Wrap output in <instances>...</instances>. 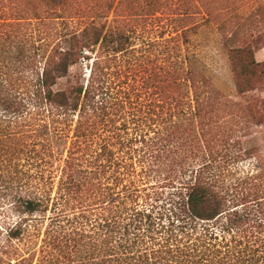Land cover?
I'll return each instance as SVG.
<instances>
[{"label":"trees","instance_id":"16d2710c","mask_svg":"<svg viewBox=\"0 0 264 264\" xmlns=\"http://www.w3.org/2000/svg\"><path fill=\"white\" fill-rule=\"evenodd\" d=\"M16 1L0 0V196L15 216L0 257L264 264V154L245 134L264 124V63L246 41L224 47L227 97L186 32L128 14L145 0ZM50 19L46 45L22 29ZM237 111L244 127L220 123Z\"/></svg>","mask_w":264,"mask_h":264},{"label":"rangeland","instance_id":"374dc122","mask_svg":"<svg viewBox=\"0 0 264 264\" xmlns=\"http://www.w3.org/2000/svg\"><path fill=\"white\" fill-rule=\"evenodd\" d=\"M16 2L22 6L20 10H24L25 0ZM15 7L13 12H16ZM127 11L136 19L135 21L145 24L151 33L155 32V29L160 33L172 35H182L186 32L188 36L186 46L201 63L212 71L223 87H228L223 91L227 97L231 95L233 86L223 53L225 46L236 47L245 40L253 51L255 61L264 63V0H145L141 9ZM13 12L7 11L5 19L13 18L11 16ZM56 21L51 19L41 22L33 20L31 23L28 21L23 23L22 29L24 28L23 31L28 35L33 32L32 39L46 45L48 40L41 38L49 35L54 37L53 31L59 26ZM1 22L3 21L0 19ZM5 29L9 30V27ZM17 29L18 27H15V31ZM41 33L44 35L40 38ZM52 40H49V44ZM253 95L262 98L264 90ZM234 116L235 119L226 117L220 120V123H227V129L231 127V124L233 128L239 129V126H236L238 122H242L240 126L244 127L243 117L245 119L247 113L237 111ZM246 127L249 128L246 129L245 134L250 135L247 147L259 148L264 154V124L254 126L250 123L249 126L246 124ZM242 134L243 131L238 133V136ZM254 167L255 160L252 159L239 163V168L244 172H250L254 170ZM157 191L160 193V199L168 193V189L165 188H158ZM161 203L158 202V204ZM12 220H15V216L9 212L7 202L0 196V247L3 246L6 238V224ZM19 247L20 253L14 257H0V264H18L22 258H24L22 264H29L28 258H33L31 255L33 247L29 250L22 245ZM37 259H40L38 254L35 255L32 264H36Z\"/></svg>","mask_w":264,"mask_h":264}]
</instances>
